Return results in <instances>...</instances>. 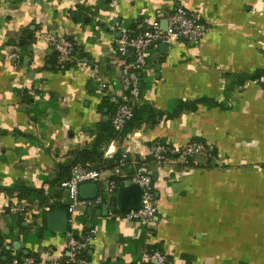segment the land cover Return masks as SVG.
<instances>
[{
	"label": "crops",
	"instance_id": "1",
	"mask_svg": "<svg viewBox=\"0 0 264 264\" xmlns=\"http://www.w3.org/2000/svg\"><path fill=\"white\" fill-rule=\"evenodd\" d=\"M180 6L199 13L205 35L199 46L178 41L166 53L161 44L148 51L145 97L164 116L111 140L97 183L99 194L113 177L128 185L142 167L156 217L129 221L107 201L109 215L80 209L75 222L70 214L69 233L31 239L46 211L71 204L61 185L45 179L95 139L107 119L104 98L117 103L122 94L129 58L117 50L120 27L166 26ZM48 35L72 41L87 66L63 69ZM180 102L196 107L170 116ZM197 139L207 153L191 164L153 159L157 140L180 148ZM15 184L45 197L31 203L19 191L9 195ZM71 230L89 240L87 264H149L147 246L169 264H264V0H0V258L10 245L11 255L62 260Z\"/></svg>",
	"mask_w": 264,
	"mask_h": 264
},
{
	"label": "built area",
	"instance_id": "2",
	"mask_svg": "<svg viewBox=\"0 0 264 264\" xmlns=\"http://www.w3.org/2000/svg\"><path fill=\"white\" fill-rule=\"evenodd\" d=\"M167 28L164 29L159 20H154L150 25L138 26L132 30L128 27H120L121 38L118 40L117 50L127 55L129 63L122 69L121 96L117 100V110L113 115V124L119 131L124 130L128 121L133 117L132 100L139 98L142 87L140 73L148 67L147 53L150 49L160 44H174L178 41H185L189 45L199 46L205 30L201 22L199 13L188 10L180 6L166 17ZM48 41L53 49L58 53L60 64L72 63L87 66L86 62L79 60L76 54L75 45L72 41L56 35H48ZM101 88L107 87L106 82H102ZM121 101V102H120ZM176 153L187 162L190 155H204L207 153L206 146L201 141H193L189 144L173 148L160 141H155L152 146V155L158 165H165L169 161V155ZM179 163V162H178ZM126 157L122 158L117 165L116 171L121 172L123 166H127ZM103 179L102 171L91 167H76L72 175L64 180L61 187L68 193L71 204L68 212L75 215L80 209L98 207L104 202H110L117 194L119 184L114 179L107 180L103 192L96 198H83L80 195V186L86 183H99ZM129 183H137L143 188L142 205L138 210L126 212L123 216L129 221L151 222L157 215V199L152 184V179L142 167H138L129 179ZM12 212L23 211V207H12ZM89 240L77 238L70 234L67 242V254L64 259L38 260L34 256L19 257L12 254L11 258L0 264H87L81 258V253L87 248ZM145 257L155 261L154 264H168V256L160 250L150 252L145 250Z\"/></svg>",
	"mask_w": 264,
	"mask_h": 264
},
{
	"label": "trees",
	"instance_id": "3",
	"mask_svg": "<svg viewBox=\"0 0 264 264\" xmlns=\"http://www.w3.org/2000/svg\"><path fill=\"white\" fill-rule=\"evenodd\" d=\"M136 27L137 26H132L130 28L134 30ZM75 49H76L77 56L79 58H82L83 56L79 54V50L76 45H75ZM53 52L55 53V56L57 59L58 53L55 50ZM74 65L75 64H72V63L61 64L63 69L72 68V66ZM145 73H146L145 70H143L140 73V81L142 82L140 96L139 98L131 101L133 105V117L128 121L124 130L119 131L118 129H116V127L113 124V115L116 112L117 106L119 103H113L110 101V99L104 98V100L102 101L100 105V109L102 112H104L107 115V119H103L98 123L95 139L90 144L85 146L84 148L77 149L74 152L75 156L73 159L59 164L58 172L54 176L46 178L45 183L50 184L51 187L57 186V185L60 186L64 180L68 179L72 175L73 170L78 166L91 167V168H96L100 170L106 164L104 162L103 157H104L105 149L111 140H117L127 135L129 132L134 131L138 127H141L142 125L154 126L159 123V121L163 118L164 114L161 110L155 107L150 102V100L146 99L145 97V90L148 87L146 86V82H145ZM195 107H196V104L194 103L180 102L177 104L176 108L173 110V114H170V116L175 117L180 114L179 112L184 111V110H191V109H194ZM157 141L164 143L162 140H157ZM197 141H202V140L197 139ZM169 156H173V158L180 157V155L176 153L170 154ZM193 157L194 155L188 156L186 164H191ZM113 179L118 182L119 187L125 185V183L123 182V179L119 177H113ZM17 184H15L13 188H7L9 195L14 194L15 191H19V196L23 198H27V200L31 203L35 202L37 199H42L45 197V193L43 191L36 190L33 188L31 189L26 186L24 187L22 186L20 187V190H18L16 186ZM110 203L112 204L115 213L122 215V216L126 214V212L119 211L116 208V195L111 199ZM54 208L55 207H52V209ZM47 212L48 211H46V214ZM77 220L79 222L84 221V216L80 215L79 217H77ZM30 228L31 230H33L34 225H32ZM145 229L147 228L145 227ZM34 231L35 232L31 234V236L33 235V237L31 238L33 240H37L46 235L52 234L47 227L46 215H44V222L40 225H37ZM72 232H73L72 234L75 237L82 238L78 236V234H76L77 231H72ZM147 249L150 252L158 250L157 248H154V246L153 247L147 246ZM3 251L5 254H8L7 257L10 256L9 257L10 259L12 256L11 251L9 252L6 249H4ZM16 255L19 257H22V251H19L18 254ZM80 258L85 263H87L91 260V255L89 254L88 250L85 249L81 253ZM9 259L7 258L6 260H3L2 258H0V262L1 263L6 262ZM148 263L152 264V261L150 260ZM169 263L170 261L168 262V264Z\"/></svg>",
	"mask_w": 264,
	"mask_h": 264
},
{
	"label": "water",
	"instance_id": "4",
	"mask_svg": "<svg viewBox=\"0 0 264 264\" xmlns=\"http://www.w3.org/2000/svg\"><path fill=\"white\" fill-rule=\"evenodd\" d=\"M166 29L167 25H163ZM170 44H161L160 48L164 53L169 49ZM106 119V118H104ZM99 194V186L97 183H86L80 186V195L83 198H96ZM143 188L137 183H130L128 185H123L119 187L116 194V208L119 211L129 212L133 210H138L142 205ZM109 203L103 204L100 208L89 207L87 209L88 213H96L98 215L107 216L109 215ZM47 227L50 231L55 233H69L71 226V216L68 211L54 209L49 210L46 214ZM5 241L0 240V245L4 246ZM16 249L20 248V242L17 241L13 244ZM12 246L7 245L6 249L9 251ZM27 254V251H25ZM7 256L3 257L6 260ZM155 262V261H154ZM110 264H125L123 261H111Z\"/></svg>",
	"mask_w": 264,
	"mask_h": 264
}]
</instances>
